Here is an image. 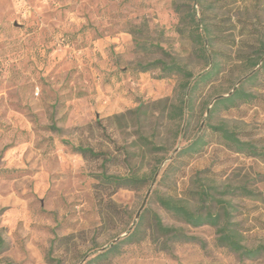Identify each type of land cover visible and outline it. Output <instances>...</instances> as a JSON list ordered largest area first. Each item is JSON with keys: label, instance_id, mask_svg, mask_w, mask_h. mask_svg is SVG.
I'll use <instances>...</instances> for the list:
<instances>
[{"label": "rangeland", "instance_id": "1", "mask_svg": "<svg viewBox=\"0 0 264 264\" xmlns=\"http://www.w3.org/2000/svg\"><path fill=\"white\" fill-rule=\"evenodd\" d=\"M259 47L264 0H0V263L51 264L45 255L53 241L61 264H82L144 216V238L123 244L112 264H264V251L247 258L219 246L215 227H193L157 201L172 197L218 213L220 203H202L195 193L229 186L232 194L215 197L224 199L241 242L264 246V155L236 151L206 127L224 122L264 146V71L244 84L252 100L209 116L214 98L249 72L248 56ZM155 59L193 74L213 59L221 69L176 116L174 107L189 97L183 77L141 70ZM200 132L208 143L163 174ZM71 145L103 151L104 160ZM102 172L147 181L115 188ZM240 186L254 194L239 193ZM153 214L196 240L161 248L162 239L151 238Z\"/></svg>", "mask_w": 264, "mask_h": 264}, {"label": "trees", "instance_id": "2", "mask_svg": "<svg viewBox=\"0 0 264 264\" xmlns=\"http://www.w3.org/2000/svg\"><path fill=\"white\" fill-rule=\"evenodd\" d=\"M192 18L194 20L195 13H192ZM196 27L198 23L196 22ZM204 32H208V29L205 28ZM198 37L201 39L202 35L198 34ZM201 49L205 51V45L201 42ZM253 58L248 56V69L249 72L242 78L240 83L233 87L232 91L225 96L218 95L219 97L213 100L212 106L209 111V116L212 115L214 111L219 108L228 109L234 107L239 103L249 102L255 96L252 92L247 91L244 88V84L247 82H252L257 79L258 75L264 71V50H261L259 47L255 51ZM142 71L149 70L151 68L159 67L161 71L165 74L177 73L183 77V82L181 83L184 93L189 94L188 100L184 98L180 101V104L174 107L173 113L171 115L182 116L185 112V109L190 110L192 106L191 96L192 93L212 82L218 75L221 69V65L218 61L213 59L208 66V68L197 74H193L191 71L187 70L182 65L176 62H165L161 59H155L144 64H139ZM213 134L219 135L224 143L233 147L236 151H246L251 155H264V146H258L251 141L241 139L237 133L230 129L226 123H208L206 125ZM206 136L203 132L196 133L190 141L181 147L175 154L173 160H171L164 169L163 174H166L168 169L172 166L173 161L180 156L181 154L189 155L199 152L208 142L205 139ZM142 142L149 146L151 149H157L158 147L151 143L146 137L141 136ZM72 149L84 158H103L105 153L103 151H96L92 147L83 146V145H71ZM101 180L109 186L115 188L119 187H139L147 181L146 176H139L136 174H111L102 172L100 175ZM239 193L244 195H252L253 191L247 189L244 186L238 187ZM232 194L233 189H230L229 186H225L223 190H217L215 187H208V190L202 186L196 191V198L200 202L204 203L209 200H215L220 203L222 212L213 213L209 209L193 210L187 204H184L180 200L174 199L172 197H164L161 195L157 196V201L159 204L170 211L176 217L182 219L187 224L197 227L201 225H210L215 227L217 237L216 242L219 246H224L230 251L238 253L241 256L247 258H254L261 254L264 251L263 245H258L256 247H247L240 240V233L235 227V223L229 220L228 211L224 208V199L216 198L215 194ZM144 223V216H140L135 227L128 232L124 237L117 239L114 242H111L106 247L102 248L99 251H96L91 257L84 260L82 264H112L111 259L121 253V246L123 244L134 243L140 241L144 237L141 235V228ZM152 227V241L157 242L158 239H162L161 248H168L169 243L177 242H188L196 240V237L193 235H188L182 228L167 226L164 225L161 218L153 214L151 220ZM53 243V241H52ZM52 243L47 250L45 258L51 264H61L62 258L55 257L51 254L52 252ZM3 245V239L0 236V247ZM0 264H14L12 262L6 261Z\"/></svg>", "mask_w": 264, "mask_h": 264}, {"label": "water", "instance_id": "3", "mask_svg": "<svg viewBox=\"0 0 264 264\" xmlns=\"http://www.w3.org/2000/svg\"><path fill=\"white\" fill-rule=\"evenodd\" d=\"M228 94H229V93H228ZM228 94H227V95H228ZM221 96H225V95H221ZM217 97H219V96H217ZM217 97H215V98H217ZM215 98H214V99H215ZM207 111H208V110H207ZM143 203H144V201H143ZM136 216H138V213L136 214ZM117 239H119V238H115L112 242L116 241ZM83 261H84V260H83Z\"/></svg>", "mask_w": 264, "mask_h": 264}]
</instances>
